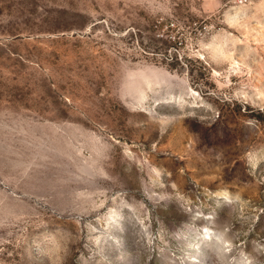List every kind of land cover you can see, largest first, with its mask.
Here are the masks:
<instances>
[{
	"label": "rangeland",
	"instance_id": "rangeland-1",
	"mask_svg": "<svg viewBox=\"0 0 264 264\" xmlns=\"http://www.w3.org/2000/svg\"><path fill=\"white\" fill-rule=\"evenodd\" d=\"M0 264H264V0H0Z\"/></svg>",
	"mask_w": 264,
	"mask_h": 264
}]
</instances>
